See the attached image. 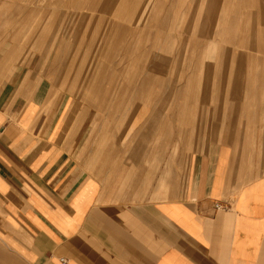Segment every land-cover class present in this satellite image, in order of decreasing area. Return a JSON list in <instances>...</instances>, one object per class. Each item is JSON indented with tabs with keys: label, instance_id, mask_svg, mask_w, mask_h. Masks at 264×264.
<instances>
[{
	"label": "crops",
	"instance_id": "1",
	"mask_svg": "<svg viewBox=\"0 0 264 264\" xmlns=\"http://www.w3.org/2000/svg\"><path fill=\"white\" fill-rule=\"evenodd\" d=\"M36 74L0 54V264H264L252 141L228 133L183 172L164 153L111 165L73 130L75 99Z\"/></svg>",
	"mask_w": 264,
	"mask_h": 264
},
{
	"label": "rangeland",
	"instance_id": "2",
	"mask_svg": "<svg viewBox=\"0 0 264 264\" xmlns=\"http://www.w3.org/2000/svg\"><path fill=\"white\" fill-rule=\"evenodd\" d=\"M8 53L75 99L108 164L164 153L183 172L228 133L264 154V0H0Z\"/></svg>",
	"mask_w": 264,
	"mask_h": 264
},
{
	"label": "built area",
	"instance_id": "3",
	"mask_svg": "<svg viewBox=\"0 0 264 264\" xmlns=\"http://www.w3.org/2000/svg\"><path fill=\"white\" fill-rule=\"evenodd\" d=\"M221 206H222L221 203H215L214 205L215 209L220 208Z\"/></svg>",
	"mask_w": 264,
	"mask_h": 264
}]
</instances>
